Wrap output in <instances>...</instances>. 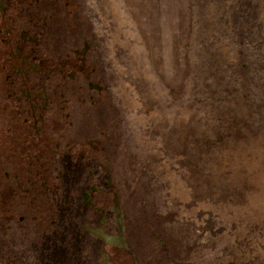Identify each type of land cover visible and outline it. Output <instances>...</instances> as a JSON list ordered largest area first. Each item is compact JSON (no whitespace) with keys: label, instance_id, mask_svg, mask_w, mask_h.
Listing matches in <instances>:
<instances>
[{"label":"rangeland","instance_id":"1","mask_svg":"<svg viewBox=\"0 0 264 264\" xmlns=\"http://www.w3.org/2000/svg\"><path fill=\"white\" fill-rule=\"evenodd\" d=\"M84 2L85 20L104 41V74L113 76L109 94L158 205L202 231L189 234L175 224L174 236L189 247L194 264H264V0ZM243 32L255 50L251 42L241 49L230 40ZM236 69L243 84L222 104L213 98L220 83H213ZM252 90L261 95L256 107L244 101ZM83 125L80 118L76 129ZM5 179L1 174L0 184ZM128 228L143 264L140 238L147 232ZM23 248L27 256L19 257L20 248L7 250L6 262L16 256V264H50L51 251ZM67 253L60 264H79L76 246ZM124 256L113 252L112 261L131 264Z\"/></svg>","mask_w":264,"mask_h":264},{"label":"flooded vegetation","instance_id":"2","mask_svg":"<svg viewBox=\"0 0 264 264\" xmlns=\"http://www.w3.org/2000/svg\"><path fill=\"white\" fill-rule=\"evenodd\" d=\"M84 4L0 0V166L11 170H0L8 180L0 184V206L4 195L10 199L0 217L18 218V240L31 249L49 245L47 255L52 245L68 253L76 246L79 264H114L113 252L142 264L114 173L121 168L126 183L128 129L109 94L104 41L85 20ZM114 111L122 136L112 129Z\"/></svg>","mask_w":264,"mask_h":264},{"label":"trees","instance_id":"3","mask_svg":"<svg viewBox=\"0 0 264 264\" xmlns=\"http://www.w3.org/2000/svg\"><path fill=\"white\" fill-rule=\"evenodd\" d=\"M236 16V15H235ZM234 19V13L231 15V18ZM248 24L245 26L251 27L252 25L249 24V21H246ZM226 28V27H225ZM231 30L236 32L234 30V26L232 24ZM241 31V30H240ZM228 33V30H227ZM237 33V32H236ZM252 39L255 38L252 37ZM233 43L237 45V47H240L241 49L245 47L244 41H247L248 44L250 42L252 43V40L250 37H247L246 34L243 32V35H240L237 37L232 36ZM249 40V41H248ZM253 44V43H252ZM256 44H253V48L255 50ZM217 80L219 82L213 83V86L215 84H219V93H214V97L216 100H219V96L221 98V103H226L228 101H232L237 91L240 90L241 85L243 84V81L240 82V78L238 77V71L237 69L231 75V77H224L223 74L220 75ZM231 78L233 81L231 82L229 80ZM220 87L223 88V90L220 91ZM243 89V88H242ZM249 95L246 94V99L244 101H251L252 105L255 107L259 105V101L257 98H260L261 95L257 92H254V90L248 92ZM119 113L117 111H114L113 119L111 122L113 123L112 129L114 131V135L116 136H122L120 134V127L118 126V116ZM119 134V135H118ZM129 136V135H128ZM130 150V146H129ZM137 158H135L130 150L129 152V163L127 164L126 168L124 169V178L126 180V183L123 182L122 172L123 170L121 168L114 169V173L117 175V184L119 187V192L121 193V199L124 203H126L125 211L127 213L126 215V226L127 229L128 225L132 228L134 233H136V230L140 233L147 232V235L144 238H140L141 240V247L142 252L144 255V261L143 264H194L191 259V250L189 247L184 246L181 241H179L173 234V227H175V224H182L181 226L185 228V231L187 232L188 227V233L192 232V234L200 235L201 234V228L196 227L193 228L194 223H188L186 221L184 225V220H179L176 218L177 214L172 211H168V214L164 215L162 207L158 205V199L155 196V189L151 187L150 181L145 178L143 175V170L140 164L137 163ZM124 183V184H123ZM127 187V189H126ZM155 192V193H154ZM7 195L2 197V203L0 208H2L3 212L5 210L10 209V199L4 200ZM58 204L61 206L63 203L58 202ZM6 205V206H5ZM22 205V204H19ZM5 206V207H4ZM174 218V219H173ZM18 220V218H14L7 215H2L0 217V261L3 263L0 264H16L17 257L10 258L6 262L7 255L5 254L7 250L11 249H19V257L21 258V255L23 257L27 256L25 254L26 252H23L24 249V243L23 241L26 239L22 238L18 240L19 236H22V230L20 228H17L16 231L18 235H15L17 233H13L12 226L14 225V221ZM171 221H176L175 223H171ZM180 222V223H179ZM170 223V224H169ZM51 225V224H50ZM64 225H66L64 221ZM19 226H23L19 224ZM190 227L192 230H190ZM144 239V241H143ZM29 245V244H28ZM39 245V244H38ZM36 246V244H35ZM40 246V245H39ZM28 247L29 250L32 248L31 245ZM41 247V246H40ZM136 248V246L134 245ZM44 249L47 251L50 250V248H35L32 249L33 251L37 253H44ZM51 249L54 250L53 254L50 255V264H59L62 263L63 257L62 255L67 253V250H65L64 247H58L57 245H52ZM150 249H153L154 254L150 255L148 252ZM22 250V251H21ZM32 252V251H31ZM137 254V252L135 251ZM69 261L67 256L65 257V262ZM19 264V263H18ZM242 264H255L254 262H248V263H242Z\"/></svg>","mask_w":264,"mask_h":264},{"label":"water","instance_id":"4","mask_svg":"<svg viewBox=\"0 0 264 264\" xmlns=\"http://www.w3.org/2000/svg\"><path fill=\"white\" fill-rule=\"evenodd\" d=\"M116 209H117V211H118V216H120V211H119V207H118V202H117V200H116ZM119 234L121 235L122 232L120 231ZM121 237H122V236H121Z\"/></svg>","mask_w":264,"mask_h":264}]
</instances>
